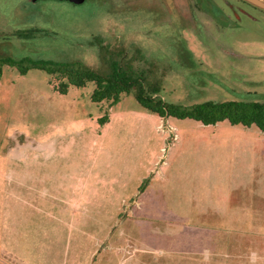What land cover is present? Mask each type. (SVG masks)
<instances>
[{
    "label": "rangeland",
    "instance_id": "374dc122",
    "mask_svg": "<svg viewBox=\"0 0 264 264\" xmlns=\"http://www.w3.org/2000/svg\"><path fill=\"white\" fill-rule=\"evenodd\" d=\"M226 1L0 0V57L14 61L4 60L0 75V264L133 262L135 244L123 233L141 184L162 161L202 148L221 152L223 167L249 164L239 149L256 125L159 117L133 94L96 103L92 82L61 94L57 79L33 66L79 62L103 71L119 59L161 81L165 100L181 105L262 95L264 17L254 10L256 20L224 29L209 15ZM22 29L30 37L15 35ZM246 245L239 259H264V251H241Z\"/></svg>",
    "mask_w": 264,
    "mask_h": 264
},
{
    "label": "crops",
    "instance_id": "0c3cea01",
    "mask_svg": "<svg viewBox=\"0 0 264 264\" xmlns=\"http://www.w3.org/2000/svg\"><path fill=\"white\" fill-rule=\"evenodd\" d=\"M250 140L239 149L250 160L240 170L223 167L221 152L202 148L162 161L124 230L136 247L135 261L124 263L264 264L238 255L240 244L250 254L264 251V132Z\"/></svg>",
    "mask_w": 264,
    "mask_h": 264
},
{
    "label": "trees",
    "instance_id": "16d2710c",
    "mask_svg": "<svg viewBox=\"0 0 264 264\" xmlns=\"http://www.w3.org/2000/svg\"><path fill=\"white\" fill-rule=\"evenodd\" d=\"M26 35V36H25ZM22 36L30 37L28 34ZM97 39V44L104 47V42ZM14 62L9 57H0V75L3 62ZM34 67L41 68L58 83L55 90L67 94L70 86L84 87L88 83L95 84L91 98L96 103L109 102L111 106L119 103L124 94H133L136 100L152 113L160 117H176L180 119L192 118L202 124H217L229 121L231 124L245 126L256 125L264 132V94H252L242 100L207 101L193 105L169 103L162 94L161 81L150 79L143 73H136L124 69L119 59L111 58L108 69L96 70L82 63L41 61L34 63ZM22 74L28 67H20ZM250 95V94H248ZM109 121L108 112L100 118L101 125ZM150 179H145L139 190L142 192Z\"/></svg>",
    "mask_w": 264,
    "mask_h": 264
},
{
    "label": "flooded vegetation",
    "instance_id": "af4514ba",
    "mask_svg": "<svg viewBox=\"0 0 264 264\" xmlns=\"http://www.w3.org/2000/svg\"><path fill=\"white\" fill-rule=\"evenodd\" d=\"M61 1L69 2V3L74 4V5L81 4V3H75L72 1H66V0H61ZM229 2L230 3L227 4L228 1H226V3L218 6V11L216 14L211 12V14L209 15L210 20L211 19L213 21L219 20L222 23H224V25H223L224 29H226L228 27H231L233 29H237L239 27H242L244 25L243 22L246 20V18L248 19L249 16H250V18L256 20L255 19L256 14L254 13V10H256V11L258 10L259 12H261L260 14L264 17V10L263 9L256 7L253 4H251L245 0H230ZM248 9L250 11H248ZM224 18L227 21H225ZM246 26H247V24H246ZM25 31H26L25 29L17 30V31H15V35H17L21 38H26L25 37L26 35L22 36L25 34Z\"/></svg>",
    "mask_w": 264,
    "mask_h": 264
},
{
    "label": "water",
    "instance_id": "95a60500",
    "mask_svg": "<svg viewBox=\"0 0 264 264\" xmlns=\"http://www.w3.org/2000/svg\"><path fill=\"white\" fill-rule=\"evenodd\" d=\"M66 1H72L75 3H82L85 0H66ZM245 1H247L251 4H253L254 6L259 7V8L264 10V0H245Z\"/></svg>",
    "mask_w": 264,
    "mask_h": 264
}]
</instances>
